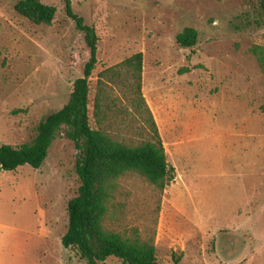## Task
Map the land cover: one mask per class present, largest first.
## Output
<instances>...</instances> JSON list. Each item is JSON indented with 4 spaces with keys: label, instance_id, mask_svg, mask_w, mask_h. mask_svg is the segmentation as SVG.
<instances>
[{
    "label": "rangeland",
    "instance_id": "obj_1",
    "mask_svg": "<svg viewBox=\"0 0 264 264\" xmlns=\"http://www.w3.org/2000/svg\"><path fill=\"white\" fill-rule=\"evenodd\" d=\"M18 1L0 0V145L13 147L67 103L89 58L59 0L44 1L57 10L49 26L18 15ZM71 2L98 37L90 127L110 125L115 112L96 117L98 75L140 53L141 93L174 170L158 214L154 189L126 180L122 227L154 235L159 264H264V79L249 52L264 47L257 0ZM184 28L198 32L192 49L176 44ZM77 155L60 136L39 169L0 173V264H84L62 245Z\"/></svg>",
    "mask_w": 264,
    "mask_h": 264
},
{
    "label": "trees",
    "instance_id": "obj_2",
    "mask_svg": "<svg viewBox=\"0 0 264 264\" xmlns=\"http://www.w3.org/2000/svg\"><path fill=\"white\" fill-rule=\"evenodd\" d=\"M44 1L19 0L14 10L34 25L49 26L57 10ZM59 1L65 15L82 34L89 52L83 77L73 82L67 103L39 122L30 141L17 147L0 145V173L24 166L39 169L54 141L63 136L78 152L75 174L80 183L77 196L67 204L64 248L72 250L84 264H104L108 258H116L122 264H159L154 235L144 237L135 228L122 227L129 196L123 185L129 177H138L154 189L157 214L165 188L175 179L173 168L166 163L155 120L141 93L142 55L135 54L98 75L96 117L113 120L110 125L92 129L88 79L97 64L98 37L94 28L73 12L71 0ZM257 5V23L264 25V0H257ZM175 40L180 48L192 49L198 43V32L184 28ZM249 52L264 79V47L254 45ZM113 87L119 89L121 96L107 101L106 93ZM111 109L115 112L109 118Z\"/></svg>",
    "mask_w": 264,
    "mask_h": 264
}]
</instances>
